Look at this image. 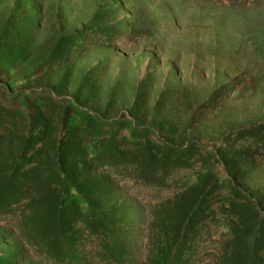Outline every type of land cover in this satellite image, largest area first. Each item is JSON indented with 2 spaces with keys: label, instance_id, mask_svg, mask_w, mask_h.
Masks as SVG:
<instances>
[{
  "label": "rangeland",
  "instance_id": "obj_1",
  "mask_svg": "<svg viewBox=\"0 0 264 264\" xmlns=\"http://www.w3.org/2000/svg\"><path fill=\"white\" fill-rule=\"evenodd\" d=\"M0 264H264V0H0Z\"/></svg>",
  "mask_w": 264,
  "mask_h": 264
},
{
  "label": "trees",
  "instance_id": "obj_2",
  "mask_svg": "<svg viewBox=\"0 0 264 264\" xmlns=\"http://www.w3.org/2000/svg\"><path fill=\"white\" fill-rule=\"evenodd\" d=\"M67 147L69 148V145L67 143H61L59 145V150L58 152V156H59V167L65 171L66 170V162L67 161H71L72 165H73V172L72 175L74 176V179L72 181V183H74V186L76 188H79L81 190V192L86 196V198L93 204L95 205L97 202L99 204V202L101 201V199H104L103 193L101 192L100 194H94L92 191V187H96L99 188L100 184H99V180L97 178L92 179L89 177L90 174V167L89 165H85V170L80 171L79 168V162L77 160V156H79L80 154H82V151H79L78 153H75V151L72 152V155L74 158L73 159H68L66 157H63L64 155V148ZM74 153V154H73ZM77 155V156H76ZM80 181H84V187H80L81 182ZM256 234L259 233L258 229H255ZM247 238V235L243 234L242 239ZM251 240V239H250Z\"/></svg>",
  "mask_w": 264,
  "mask_h": 264
}]
</instances>
